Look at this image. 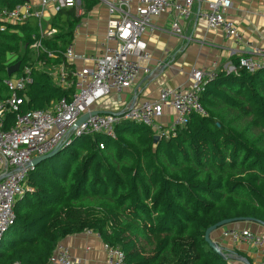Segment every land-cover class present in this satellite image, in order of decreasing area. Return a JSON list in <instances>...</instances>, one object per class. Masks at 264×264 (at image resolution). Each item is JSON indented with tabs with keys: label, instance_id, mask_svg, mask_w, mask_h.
I'll use <instances>...</instances> for the list:
<instances>
[{
	"label": "trees",
	"instance_id": "obj_1",
	"mask_svg": "<svg viewBox=\"0 0 264 264\" xmlns=\"http://www.w3.org/2000/svg\"><path fill=\"white\" fill-rule=\"evenodd\" d=\"M20 4L0 0V10ZM81 19L76 9H60L53 25L60 33L38 59L30 50L36 19L5 24V31L0 22V97L8 93V70L20 63V73L29 65L34 79L24 111L71 100L73 86L62 89L33 66L73 68L65 54ZM234 66L204 86L207 115H193L176 136L155 142L148 127L124 122L116 140L73 138L29 171L28 189L0 238V264H48L66 236L86 231L120 248L128 264H230L206 243L207 229L236 218L264 223V70L250 74L238 58ZM77 210L89 212L86 224L66 217Z\"/></svg>",
	"mask_w": 264,
	"mask_h": 264
},
{
	"label": "built area",
	"instance_id": "obj_2",
	"mask_svg": "<svg viewBox=\"0 0 264 264\" xmlns=\"http://www.w3.org/2000/svg\"><path fill=\"white\" fill-rule=\"evenodd\" d=\"M197 0H106L109 4V21L106 32L105 51L92 58L91 67L68 73L65 67L48 68V74L58 87L75 88L71 100L62 98L47 110H26L28 101L25 90L33 85V68L25 66L22 73L4 81L7 96L0 97V238L15 217V204L25 193L31 163L49 155L54 150L68 147L73 138L104 135L116 140L117 127L124 122L142 124L151 129L155 136L170 138L176 136L179 129L186 127L193 115L205 117L207 112L200 101L204 86L214 80L218 70H193L189 88L160 91L154 101L130 103L120 113L91 115L96 105L116 92L129 91L142 77H152L149 66L151 55L145 36L154 31L152 20L164 15L171 17L170 30L176 36L185 34L182 20L192 16ZM207 8L197 13L199 21L208 30H222L228 41H240L234 23L226 19V12L232 7L231 0H202ZM263 1V0H259ZM43 9L50 6L57 9H76L79 15V0H40ZM31 5L17 6L15 9L0 10V22L21 24L31 17L40 18L39 13L31 11ZM57 33L56 29L40 32L32 36V50H42L43 40ZM65 58L68 63L85 59L77 55L73 47L67 49ZM239 66L253 74L264 70V60L240 56ZM40 66H43L40 64ZM69 76L74 80L69 81ZM173 113L169 125H161L164 111ZM88 120L76 127L85 115ZM121 115V116H119ZM9 117L13 120L10 121ZM104 144L99 149H104ZM85 234L101 239L98 234L86 231ZM234 245L245 244L264 254V235L248 229L229 228L223 233ZM107 264H128L124 252L118 248L104 245ZM21 264V263H15ZM48 264H84L75 256L70 247L59 243L53 251Z\"/></svg>",
	"mask_w": 264,
	"mask_h": 264
},
{
	"label": "crops",
	"instance_id": "obj_3",
	"mask_svg": "<svg viewBox=\"0 0 264 264\" xmlns=\"http://www.w3.org/2000/svg\"><path fill=\"white\" fill-rule=\"evenodd\" d=\"M231 1L233 5L226 12L225 17L234 23L241 38L240 41H228L222 30L212 31L202 25L197 17L200 10L207 8V4L202 0H197L194 3V14L190 18L182 20L185 31L183 37L174 35L170 30V16L164 15L155 18L152 20L154 31L145 36L148 51L152 57L149 66L154 75L142 77L129 91L114 93L96 105L95 110L118 114L130 103L156 100L164 88H189L191 86L190 75L193 70H209L215 67L218 71L234 72V60L240 56L264 60V0ZM23 5H31V11L40 14V18L31 17L23 22L37 20V31L32 36L36 35L40 39V32H47L50 29L57 30L56 34L43 40L42 50H32L30 46L31 52L38 59V55L47 50L44 43L60 33V30L53 26L60 9L53 5L43 9L40 0L21 2L18 6ZM79 10L83 14L79 15L76 10L77 16L82 19L73 31V42L68 49L73 47L75 53L83 55L85 59L70 63L73 68H65L68 73L91 67L93 65L92 58L101 55L108 45L106 32L110 18L109 4L106 0H79ZM15 59V56L11 57V62ZM33 67L45 73L50 68L43 61L36 63ZM19 74L20 71L9 78ZM135 97L137 99L134 101ZM173 118V113L165 110L160 124L169 125ZM229 228L248 229L256 234L264 235V227L256 223L240 222L217 230L211 237L222 247L224 253H228L232 258V260L228 258L230 264H243L236 260L238 257L247 258L252 264H264L263 253L245 244L234 245L224 237L223 233ZM60 243L69 246L72 253L80 257L84 264H107V253L101 239L89 236L84 232L66 236Z\"/></svg>",
	"mask_w": 264,
	"mask_h": 264
},
{
	"label": "water",
	"instance_id": "obj_4",
	"mask_svg": "<svg viewBox=\"0 0 264 264\" xmlns=\"http://www.w3.org/2000/svg\"><path fill=\"white\" fill-rule=\"evenodd\" d=\"M13 1H17V2H24V3H27L29 0H13ZM20 71V63H17L15 66L11 67L9 70H8V77H11L12 75H14L15 73H18ZM137 99V97L134 98V101ZM107 115L109 113L107 112H93L91 115ZM89 114L85 115L83 118H81V120L77 123L76 127H79L82 123H84L86 120L89 119V117L91 116ZM121 116V115H119ZM161 138L158 137V136H155L154 140L155 142H158ZM59 153V149H56L54 150L52 153H50L49 155L47 156H44V157H41V158H38V159H34L31 163V166L34 168V167H37L40 163L44 162V161H47V160H50L52 159L53 157H55L57 154ZM5 178V175H2L0 176V181H2L3 179ZM240 222H244V223H256L262 227H264V223L261 222V221H258V220H255V219H252V218H236V219H229V220H224V221H221L213 226H211L210 228L207 229V231L205 232V241L206 243L213 249V251L225 258V259H230L232 260V258L229 257L228 253H224V250L222 249V247L214 242L212 240V234L214 232H216L217 230L219 229H222L226 226H229V225H234L236 223H240ZM237 261L243 263V264H252L247 258H243V257H238L236 258Z\"/></svg>",
	"mask_w": 264,
	"mask_h": 264
},
{
	"label": "rangeland",
	"instance_id": "obj_5",
	"mask_svg": "<svg viewBox=\"0 0 264 264\" xmlns=\"http://www.w3.org/2000/svg\"><path fill=\"white\" fill-rule=\"evenodd\" d=\"M32 58L34 59L35 55H32ZM49 175H50V173L48 172L44 176H47L48 179H51L52 175L51 176H49ZM27 187H28V184L25 186V190L28 189ZM66 217H69V218L72 217L71 219L73 220V222L76 223L75 225L86 224V222L88 221L89 212H84V211H81V210H77V211L71 212V214H68ZM59 218H60L61 221L66 219L64 217H59ZM167 263L169 264L170 262H167Z\"/></svg>",
	"mask_w": 264,
	"mask_h": 264
}]
</instances>
